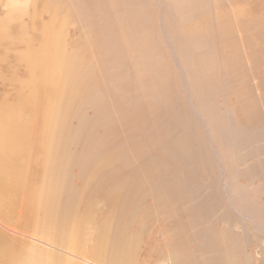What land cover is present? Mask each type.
<instances>
[{"label": "bare ground", "instance_id": "bare-ground-1", "mask_svg": "<svg viewBox=\"0 0 264 264\" xmlns=\"http://www.w3.org/2000/svg\"><path fill=\"white\" fill-rule=\"evenodd\" d=\"M39 2L8 0L7 12L0 22V78L11 80L18 95H23L21 99L32 103L33 115L40 123V128H33L40 130L37 134L33 129L36 134L31 132L28 143L32 146L39 141L44 178L55 177L52 182L34 184L23 192L21 188L15 202L13 195L20 191L19 183L7 177L10 174L0 163V213L15 215V220L10 219L11 215L0 217V228L9 233V238L28 239L27 232H23L24 222L32 220L30 216L43 206L45 202L39 195L44 193L49 201L44 210L64 201L65 223L60 235L68 240V249L73 248L85 227L92 226L98 238L89 249L90 260L85 259L83 243L66 255L49 241L33 238L40 250H30L25 257L19 254L21 246L17 249L10 245L12 240L9 244L7 239H0V257L14 264H100L99 260L107 256L111 264H133L137 240L147 227L141 216H152L144 208L150 197L158 215L165 214L172 223L169 230L178 242V246L172 244L173 251L169 249L170 262L159 264H242L243 242L239 237L226 228L227 232L222 227L205 228L203 223L221 204L264 234V188L258 183H264V176L249 174L243 178L248 184L237 179L242 174L239 166L246 159V151L254 147L261 133L257 125L259 113L257 109V115L250 111L257 99L253 104H240L246 94L238 82L239 59L234 53L227 57L224 51L214 58L208 36L216 24L221 39H225L233 30L231 21L246 26L250 24V14L237 20V13L231 17L225 8L214 9L222 0H153L160 12L156 16L159 20L152 22L146 15L151 0ZM163 50L168 54H162ZM243 64L244 61L240 65ZM170 66L177 71L173 79L181 87L183 108L176 106L178 96L166 89L172 76ZM224 92L231 95L228 103L222 102ZM262 92L260 97L264 98ZM16 117L0 110L1 153L12 151L10 144L19 139L21 127L11 129ZM171 127L177 130L175 138L167 134ZM22 133L26 139V131ZM161 135L168 141L167 151L164 147L162 154L157 151L159 145H154L158 137L161 142ZM74 142L80 143L76 155L70 148ZM100 155L107 156L103 164L99 163ZM74 165H78L79 177L85 180L81 191L68 178ZM16 176L18 181L21 175ZM197 186L207 194L214 190V205L203 199L180 219V203L194 197ZM124 201L127 209L120 208ZM79 202L86 203L81 213L77 209ZM112 208L115 212L110 215ZM136 217L141 223L135 222ZM10 220L13 224H5ZM42 221L40 224L45 223ZM47 222L51 227V220ZM134 222L136 230L124 236L117 249L110 248L106 235L112 231L114 237H120ZM34 224L36 227L38 223ZM40 224L34 229H39ZM196 242L212 256L200 259L181 251V246Z\"/></svg>", "mask_w": 264, "mask_h": 264}, {"label": "rangeland", "instance_id": "rangeland-1", "mask_svg": "<svg viewBox=\"0 0 264 264\" xmlns=\"http://www.w3.org/2000/svg\"><path fill=\"white\" fill-rule=\"evenodd\" d=\"M20 1L23 2L24 0H20ZM26 1L28 4V0H26ZM37 1L38 2L40 1L39 2L40 4L43 2V0H37ZM222 1L223 2L221 4H220V2H218V4H217V2H216V4L214 3L215 5L213 8L219 9V11H221L220 8L221 9L225 8L229 12V16H231V17H233V15H235V13H237V14H239V16L237 14L235 15L237 20L249 17L248 14H250V22H249L250 24H248L246 26L244 24H241V25L238 24L237 25V24H235V22L231 21V29H233V30H231V32L229 33L230 34L229 36H225V39H221L223 36L221 33H219V31L216 30V27H217L216 24H213V30H212V32H214V31L215 32L212 33L210 31L209 32L210 34L208 36L209 40L212 42L213 51L211 49V51H212L211 53H213L215 55V56H213L214 58H217L218 55L222 56V52L224 51L226 53L227 57L231 53H234V55H237V57L239 59V66H241L240 69L242 71L240 69L238 71V82L241 85V89H243L244 93L246 94V96L244 97L243 101H241L240 104H250L251 101L253 104L255 99H257L255 101V103L257 105L254 103L255 105H254V107H252L253 109L251 108L250 111L254 115H257V112L259 113L257 115L259 117V118H257V121L259 120L257 125L260 126L258 128H260L259 130H261V133H260L259 139L254 144V147L251 150L248 149V151H246V159L240 163V166H239V162L237 164V167L239 166V170L242 171V174L244 173L243 175L242 174L239 175L240 177L238 176V178H237L238 181L242 184H244V183L248 184L249 182L247 183L246 180L244 182L243 178L247 179V176L249 174H253L256 176L259 175V177H261L262 175L264 176V138H262V136L264 137V132H263L264 131V128H263L264 127V103H263L264 98H263V96L260 97L262 91H263L262 95L264 94V90H263L264 89V86H263V83H264V52H263V50H264V47H263L264 46V24H263L264 23V11H263L264 10V8H263L264 7V0H261V1L260 0H246V1H244V0H240V1L239 0H235V1L234 0H228V1L222 0ZM230 2H231V4H230ZM258 2L261 4V6L263 5V7H260V4ZM240 4H242V5H240ZM247 4L249 5V7ZM258 4H259V6H257ZM228 5L232 7L230 10H229ZM250 5H251V7H250ZM219 6H220V8H219ZM252 6L255 8L253 9ZM239 7H241V8H239ZM148 8L150 10L147 9L148 11H146L144 9V13L146 11L147 17H150V20L152 22H157L159 20L158 19L159 17H156V16L160 12L159 5L156 3H153V0H151V3L149 4ZM7 9H8V0H0V22L3 21L5 13L7 12L6 11ZM248 9L251 11L247 12ZM237 11H239V13ZM260 11H262V12H260ZM203 17H205V16H203ZM197 18L200 19V16H197ZM206 29L208 30V27ZM71 31L72 30H69L70 36L73 35V32H71ZM232 31L233 32L235 31V32L232 33ZM234 37H236V38H234ZM241 38H243L245 40H243ZM248 38L250 40H248ZM243 41H245V42L243 43ZM241 42L243 44H241ZM245 47H246V49H245ZM156 51L159 52L158 50H156ZM244 51H245V53H244ZM254 52H256V53H254ZM163 53L168 54V51L164 52V50H163L162 54ZM252 53L254 55H252ZM224 56L225 55H223V57ZM254 58H255V60H254ZM164 59L168 60L169 56L165 55ZM247 60L248 61L250 60V61L248 62ZM243 61L245 64L240 65V64H242ZM9 62L10 61H8V63ZM1 66L2 65H0V67ZM170 68H171L170 71H171L172 76H170L171 79H169V81H168L169 87L166 86V89H170L171 93L174 92L173 96H176V97L178 96L177 97L178 100L176 101V106L178 105L177 106L178 108H183L184 103H183V95L181 94V92H182L181 87L178 88L179 85L173 79V77H175L174 75L177 71H176V69H173L172 66H170ZM214 69L217 71V70H219V67L214 65ZM244 70H246V71H244ZM258 76H260L259 77L260 79L258 78ZM178 77H179V75H178ZM261 82H263V83H261ZM226 93L227 92H224V95H223V97H225L224 99H222L223 103L225 102V100H226L225 103H228L229 100L231 101V95L229 93H227V94ZM257 94H258V97H257ZM21 97H23V95H21V96L18 95V91L14 87V85L11 83V80H3L0 78V110L3 113L10 112L11 114H13V118L16 117L15 115L18 113V115H17L18 117H16L15 118L16 120H14V122L11 124V129H13V130L18 129L17 128L18 125L21 127V132H18L19 139H13L12 143L10 144L11 145L10 150H12V151L8 150L9 152H6V153L0 152V163L4 164V166L7 168L6 172L8 174H10L7 177H9L10 179H14L13 182L19 183L20 191L18 190V192L13 195L14 200L16 199L15 202H17L19 200V198H20L19 195L23 191H25L26 189L33 187L34 184H36V186L38 184L40 185V182L49 183L50 180L52 182L54 180V177H55V175H51L49 178H44V171L42 170L43 169L42 164L40 163V162H43V159L41 157L43 155V152L39 147V141H36V143L32 146H30L28 143L29 142L28 137L30 134L32 135L31 132L36 134L40 130V129L37 130V127L40 128V123L38 122V120H36V118L33 115L32 103H29L26 100V98L21 99ZM228 97H229V99H228ZM259 102H260L261 106L259 105ZM182 104H183V106H182ZM17 106L19 108H17V110H16ZM235 106L237 109L238 105L234 104V107ZM256 109H257V112L255 113ZM90 114H91V112H90ZM26 121H28V123ZM35 125L37 127L33 128V127H35ZM33 129L36 130V133H35V130L33 131ZM24 130L27 133L26 139H25V135H23L24 138L21 136L22 134H25V133H22ZM170 130H169V132H167V134L169 136H171L172 138H175V136H176L175 134H177L176 128L171 127ZM14 131H16V130H14ZM174 131H176V133ZM157 139H159V137ZM157 139L154 141V145H156V146L159 145L157 148V151H158V153L162 154V152L167 151L166 148L168 147V141H166L165 137H163L162 135L160 138L161 142H159V140H157ZM25 143H28V144H25ZM164 143H165V145H164ZM166 144H167V146H166ZM79 145H80V143H76V142L71 144L70 148H71L72 154L76 155L79 152V150H80ZM160 145H162L163 147H161ZM7 147H8V145H7ZM31 147L33 149H31ZM159 147H161V149ZM164 147H165V149H164V151H162V149ZM27 148H28V150H27ZM16 149H18V150H16ZM158 149H160L161 152H159ZM20 150H21V152H20ZM29 152H31V153H29ZM100 156L102 157V159L99 163L103 164L106 161L107 156H105V155H100ZM39 157L41 159H39ZM35 159L37 160V162ZM29 162L32 164H30ZM33 167L36 169H34ZM252 168L254 170H252ZM27 169H28V171H27ZM20 171H21V174H20L21 177L19 175ZM16 175H18L20 177V178H18L19 179L18 181L16 180V177H17ZM256 176L254 179L255 181H257ZM68 178L71 180V183H73V185L79 191L85 189V180L81 179L79 177L78 165H74L70 168ZM36 182H38V183H36ZM198 182H199V180H198ZM204 183H207V181ZM258 183H261L262 188H264V183L262 181H260ZM200 185L203 186L204 184L202 182H200ZM255 185H257V183ZM21 188H22V192H21ZM24 188H25V190H24ZM202 189L203 188H201V187L199 189V187L197 186V190H196L197 192L194 195V197L190 198L186 202L180 203L178 213H177L180 216V219L184 218L183 214L185 212H187L188 209H191V207H193L197 204H200L203 199L210 201V203L211 204L213 203L212 205H214V197H213L214 190H213V192L210 191L209 194H207V193H203ZM40 195H44V193H40ZM40 195H39V197L43 198L42 200H44L43 202H45V203L41 202V203H43L44 207L41 205L40 209H36L34 214H32L30 216L32 220L27 219V221H25L24 225H23V232L24 233L27 232L26 234H28V236H29L28 239H26L27 241L23 240V238L19 239L17 237L19 239L18 240L17 238H15V236H13L15 239L9 238L11 236L2 227L0 228V239H1V241H5V239H7L6 243L10 244V242L12 240L13 244L11 242L10 245L17 248V249H18V247L20 248V246H21L20 249H22L23 251L19 250L20 251L19 254H21V256H23V257L27 256V253L30 252V250L31 251H33V250L39 251L40 250V248H38L36 246L37 242H34L32 240V238L33 239H39V240H42L44 242L49 241L50 244H54L63 254H66V255H67V252H71L75 247L78 246V244L83 243L86 245V247H84L85 259L90 260L89 257H90L91 252L89 251V249L91 246H94V244L97 242V238H98L97 235L95 234V230L92 228V226H88V227L83 228L82 234H81L80 238L78 240H76L77 242H75V245L73 246V248L68 249V240H66L65 237L60 235L63 232L62 230L64 229V223H65L63 220L64 219L63 218L64 217V210H65L64 201L60 200V201H57L55 204H52V205H55V207L51 205L52 207H54V209L51 206H49V208H48L47 206L49 204H47L46 205L47 208L44 210V208H45L44 204H46V201H47V203L49 201L46 199V195H44V196H40ZM200 195H201V197H200ZM261 198H262V200H264V195H261ZM192 200H193V202H192ZM196 201H198V202H196ZM124 203L125 204L121 205L120 208H126L127 209L128 203H126L125 201H124ZM57 204H59V205L56 207ZM60 204H61V206H60ZM85 204L86 203H84V202H79L77 204V209L80 213L82 211H84ZM124 205H125V207H124ZM222 206L223 205H221V204H218L215 206V209L217 207L218 208L216 209V211H213V213H212V214H214L213 216H211L205 220V222L203 223L204 227L205 228L211 227L213 229L219 228V227H222L224 229L226 228L228 231L231 232L232 235H236L237 238L239 237L238 239L240 240V243L243 242V244H241L242 250H241V254H240L241 255L240 259L242 260L241 261L242 264H264V234L262 232L258 231L257 228L255 229L254 226L252 227L253 224L251 225L248 222V220L235 216L233 213L228 212V209L226 207H222ZM154 207H156V206H155L153 200L150 197H148L144 202V208L147 211H149L152 216H151V218L146 217L145 214L143 216H141L145 219V224L147 227H146L145 232L140 237V239L137 240V243H136L137 249L135 251L136 253L134 252L135 258L133 259V261L134 260L135 261L133 264L169 263L170 260H168V255L170 256L169 253L173 251L172 250L173 249L172 244L178 246L177 240L172 237L171 231L169 230L171 228L172 223L166 219L165 214L158 215L159 210L155 209ZM98 208L101 209L102 207H98ZM38 210H40V211L38 212ZM42 210H44V211H42ZM46 210H47V212H46ZM6 212L7 211H5V212L2 211L0 213L1 214L0 217L3 218V217H7L8 215H11L13 218H10V219L15 220L14 213L7 212L8 214H6ZM114 212H115L114 208H112L110 215L113 214ZM35 213H37L38 215ZM43 213H45L47 216ZM48 213H51V214H49L50 216H52V217L54 216L53 219H52V217H50L48 215ZM32 216L33 217L35 216L34 220H33ZM40 216L43 219H45L46 221L45 220L42 221L43 219ZM44 216H46V217H44ZM55 217H56V219H54ZM39 218H40V220H39ZM12 220H10V222H8V223L6 222L5 224H7V225L13 224ZM47 220L49 222L51 220L50 223L53 224V225L50 224L52 229H51V227H48ZM40 221L45 222V223L47 222V225L44 223L45 226H40L43 224V223L40 224ZM33 222H37L38 224H40L39 229L38 228H37V230L34 229V228L38 227V224L37 223L34 224ZM98 222H100V220ZM135 222L141 223V220L139 219V217H136ZM33 224H34V226L37 224L36 227H33ZM31 225H32V227L30 229ZM46 229L47 230L49 229L48 232L53 230V229L54 230L52 232L48 233ZM33 230L37 231L36 232L37 235H35L36 234L35 232L33 233ZM39 230L43 231L42 234H41V231H39ZM134 230H136V223L132 224V226H129L127 228V230L124 229V232H125L124 235H122L120 237H114L113 232L110 231L108 228V232L109 231L110 232L106 235L107 236L106 240H108V242L111 243L110 248L113 247L112 248L113 250L117 249L118 248L117 246H120L121 242L123 241L124 236H130V233H133ZM227 230H226V232H227ZM28 231H32V232H28ZM4 232L6 233V235H5L6 238L3 239L4 234H5ZM32 233L34 234L33 237H32V235L30 236V234H32ZM58 234H59V236H58ZM7 241H9V242H7ZM23 241L24 242L26 241V243L23 244ZM19 242H21V243H19ZM19 244H21V245H19ZM200 244H201L200 242H196L195 244H192V245L189 244L190 245L189 247H187V246L182 247L181 246L180 249H181V251H183L185 253L186 256L194 255L195 257L197 256L196 258L199 257L200 259H202V257L204 259L207 257H211L212 255L207 254L204 252V250H202L203 246L200 247ZM81 247L82 246L80 244V248ZM169 249L172 251H169ZM17 253H18V251H17ZM63 254H62V257H65V255H63ZM11 263L12 262L9 261L8 258L3 260L0 257V264H11ZM99 263L100 264H111L112 259H111V257L105 256L104 258L99 260ZM12 264H14V263H12ZM116 264H125V263L120 261Z\"/></svg>", "mask_w": 264, "mask_h": 264}]
</instances>
